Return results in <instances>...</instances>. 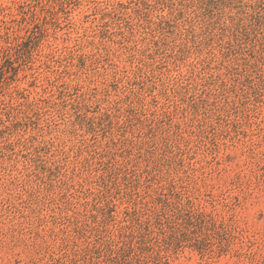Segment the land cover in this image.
Instances as JSON below:
<instances>
[{
    "label": "rangeland",
    "instance_id": "374dc122",
    "mask_svg": "<svg viewBox=\"0 0 264 264\" xmlns=\"http://www.w3.org/2000/svg\"><path fill=\"white\" fill-rule=\"evenodd\" d=\"M0 264H264V0H0Z\"/></svg>",
    "mask_w": 264,
    "mask_h": 264
},
{
    "label": "trees",
    "instance_id": "16d2710c",
    "mask_svg": "<svg viewBox=\"0 0 264 264\" xmlns=\"http://www.w3.org/2000/svg\"><path fill=\"white\" fill-rule=\"evenodd\" d=\"M165 200V199H160ZM167 202V201H165ZM168 220L175 219L174 222H181L179 223V227H183L184 225H189V223H193L195 220H203L204 219V213H197L193 210L186 209L182 206L174 207V209L171 210L170 216L167 215ZM143 243V242H142Z\"/></svg>",
    "mask_w": 264,
    "mask_h": 264
}]
</instances>
